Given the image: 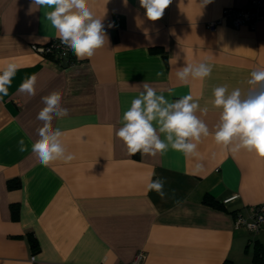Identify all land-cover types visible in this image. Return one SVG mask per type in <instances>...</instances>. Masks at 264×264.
I'll list each match as a JSON object with an SVG mask.
<instances>
[{"label": "crops", "instance_id": "0c3cea01", "mask_svg": "<svg viewBox=\"0 0 264 264\" xmlns=\"http://www.w3.org/2000/svg\"><path fill=\"white\" fill-rule=\"evenodd\" d=\"M199 3L172 0L161 19L150 21L139 0H89L98 18L105 15L109 43L91 58L72 53L68 64L31 48L57 37L44 16L51 8L0 0V69L9 62L19 66L9 94L0 98V264H123L141 250V264H253V245L264 249V223L252 231L235 219L264 203V157L232 153L211 135L198 145L199 160L171 148L155 157L129 156L115 134L144 82L169 101L191 94L208 108L201 118L211 131L221 111L212 105L213 89L246 92L250 73L264 69V19L254 28L233 27L229 18L207 27L225 7L248 0H212L202 9ZM201 62L212 66L209 77L187 84L177 79L180 67ZM32 74L36 95L29 97L18 88ZM53 91L62 94L68 115L52 126L63 132L75 159L45 167L31 144L42 127L36 119L41 98ZM15 177L20 186L8 189ZM157 177L166 181L165 199L147 189ZM205 194L219 202L237 197L217 208L203 202ZM11 204L18 206L17 218Z\"/></svg>", "mask_w": 264, "mask_h": 264}, {"label": "clouds", "instance_id": "9594fccd", "mask_svg": "<svg viewBox=\"0 0 264 264\" xmlns=\"http://www.w3.org/2000/svg\"><path fill=\"white\" fill-rule=\"evenodd\" d=\"M123 2L127 5L128 0ZM171 3L172 0H139L140 7L145 9V15L150 21L161 19ZM210 3L212 0H200L199 4L202 9ZM32 5L52 9L44 14L46 20L55 29L61 44L78 60L93 57L98 49L109 43L103 23L105 15L98 18L89 7V0H32ZM108 27L113 25L109 24ZM18 70L19 66L14 62L0 69V98L9 94ZM211 73L212 66L201 62L196 65L186 64L175 74L180 82L187 84L189 78L203 80ZM36 83L37 76L32 74L19 85L18 92L29 97L35 96ZM246 83V92H242L239 87L229 92L227 85L213 89L212 105L221 111L218 122L210 131L201 118L208 113V108H202L191 94L169 101L144 82L139 96L131 101V106L123 113L120 121L122 126L115 134L125 145L129 156L140 153L142 157H155L171 148L185 157L199 160L198 145L203 138L211 135L217 145L232 153L244 149L264 157V69L253 70ZM41 99L44 107L36 119L42 122V127L37 129L39 138L31 144V152L45 167L58 160L71 162L75 156L62 143L63 132L52 126L54 118L68 115V109L61 106L62 94L53 91ZM18 144L21 152L27 150L23 139ZM201 168L202 164L197 163L196 169ZM165 183L162 177L150 179L147 189L165 199L168 196ZM228 202L225 200V203Z\"/></svg>", "mask_w": 264, "mask_h": 264}, {"label": "built area", "instance_id": "2783aa9c", "mask_svg": "<svg viewBox=\"0 0 264 264\" xmlns=\"http://www.w3.org/2000/svg\"><path fill=\"white\" fill-rule=\"evenodd\" d=\"M224 18H229L233 27L237 28L247 24L249 27L254 28L259 19H264V0H248V5L243 7H225L221 18L211 20L207 23L208 29L214 30ZM31 48L38 52L43 58L49 60H53L54 57L66 59L72 54L71 51L67 50L65 46L61 44L57 37H51L42 44L33 43L31 44ZM236 197V194L229 195L223 198L221 203L225 205L227 204L225 200L231 202ZM262 223H264V203L251 206L250 213L246 217L238 215L235 219L236 225H243L252 231L259 230ZM144 257L145 254L141 250L136 252L129 261L123 264H141Z\"/></svg>", "mask_w": 264, "mask_h": 264}, {"label": "trees", "instance_id": "16d2710c", "mask_svg": "<svg viewBox=\"0 0 264 264\" xmlns=\"http://www.w3.org/2000/svg\"><path fill=\"white\" fill-rule=\"evenodd\" d=\"M54 61L59 62L61 59L58 57H54L53 58ZM73 61V57L72 54L69 55L66 58V63H72ZM20 186V180L19 178L15 177V178H11L7 180V188L8 189H13V188H18ZM203 202L205 204L211 205L213 207H217V208H224V205L217 201L216 199H214L210 194H205L203 197ZM11 208V214L13 218H17L18 215V206L17 204H11L10 205ZM233 212V211H232ZM29 241L31 244V248L33 250L37 249V241L35 239V237L33 235H29ZM252 262L253 264H264V249H262L261 245L258 243H255L253 245V249H252ZM223 264H231L229 261L223 263Z\"/></svg>", "mask_w": 264, "mask_h": 264}]
</instances>
